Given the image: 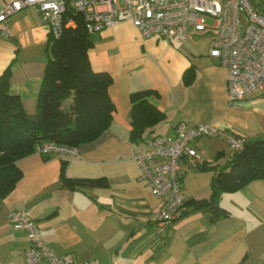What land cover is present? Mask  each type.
<instances>
[{
    "label": "crops",
    "instance_id": "0c3cea01",
    "mask_svg": "<svg viewBox=\"0 0 264 264\" xmlns=\"http://www.w3.org/2000/svg\"><path fill=\"white\" fill-rule=\"evenodd\" d=\"M12 1L0 0V9ZM255 2L264 11V0ZM11 24L13 37L0 34V75L10 67V91L34 114L49 57V27L33 7L15 13ZM94 36L88 53L92 68L113 78L112 123L96 140L78 146V155L36 150L17 161L22 178L0 198V264H26L28 237L8 220L14 209L35 219L45 240L74 264H264V178L220 195L218 206L228 215L214 219L213 206L191 212L187 206L160 231L153 217L165 198L141 178L134 159L148 135L172 133L181 122H213L248 140L264 139V90L238 108L228 106L229 73L210 56L212 32L144 38L133 22L123 21ZM189 68L195 78L186 85ZM146 89L158 93L152 99L166 117L132 142L130 95ZM194 147L198 156L185 155L179 172L187 200L198 202L210 199L216 174L235 152L219 136L200 138ZM62 176L105 178L108 185L83 182L70 188Z\"/></svg>",
    "mask_w": 264,
    "mask_h": 264
},
{
    "label": "built area",
    "instance_id": "2783aa9c",
    "mask_svg": "<svg viewBox=\"0 0 264 264\" xmlns=\"http://www.w3.org/2000/svg\"><path fill=\"white\" fill-rule=\"evenodd\" d=\"M27 7L40 13L49 34L55 37L76 26L75 18L66 15L69 11L84 16L91 35L123 21L133 22L144 38L184 39L192 33L212 32L210 56L229 73L228 106L238 108L250 94L264 90V11L255 0H14L0 9V34L13 37L11 18ZM212 136L224 139L234 152L241 151L248 142L245 136L222 130L213 122H181L172 133L148 135L146 148L135 153L141 178L157 197L165 198L153 217L160 231L186 208L179 172L181 159L185 155L197 157L194 142ZM37 150L47 156L79 154L77 146L55 140H46ZM156 160L160 161L153 165ZM8 220L28 237L26 264H74L54 250L27 212L11 210Z\"/></svg>",
    "mask_w": 264,
    "mask_h": 264
},
{
    "label": "trees",
    "instance_id": "16d2710c",
    "mask_svg": "<svg viewBox=\"0 0 264 264\" xmlns=\"http://www.w3.org/2000/svg\"><path fill=\"white\" fill-rule=\"evenodd\" d=\"M66 15L74 17L77 24L63 30L59 37L49 34V57L36 113H27L20 95L10 91V67L0 75V198L8 196L22 178L17 161L34 153L43 142L55 140L78 147L96 140L112 123L115 104L109 87L113 78L107 71L94 70L88 55L96 38L87 31L81 13L69 11ZM193 71H185L186 85L193 83ZM157 95L152 89L131 93L132 142L144 139L149 127L165 119L166 113L152 99ZM263 146L264 139L258 138L248 140L241 151H235L233 160L216 174L207 206L218 205L225 191H235L264 178ZM83 182L108 185L105 178L84 181L62 176L63 185L70 188ZM195 203L187 200L186 207ZM214 211V219L228 215L220 207Z\"/></svg>",
    "mask_w": 264,
    "mask_h": 264
},
{
    "label": "water",
    "instance_id": "95a60500",
    "mask_svg": "<svg viewBox=\"0 0 264 264\" xmlns=\"http://www.w3.org/2000/svg\"><path fill=\"white\" fill-rule=\"evenodd\" d=\"M207 204H208L207 200L198 201L195 204L190 205L189 207H187L186 210L191 212V211H194L195 209H201L203 207H206ZM214 207H215V209H218L219 206L215 205Z\"/></svg>",
    "mask_w": 264,
    "mask_h": 264
},
{
    "label": "rangeland",
    "instance_id": "374dc122",
    "mask_svg": "<svg viewBox=\"0 0 264 264\" xmlns=\"http://www.w3.org/2000/svg\"><path fill=\"white\" fill-rule=\"evenodd\" d=\"M208 22H213L212 20H208ZM228 150L233 151V149L228 145Z\"/></svg>",
    "mask_w": 264,
    "mask_h": 264
}]
</instances>
